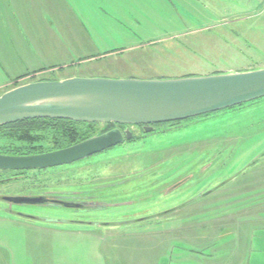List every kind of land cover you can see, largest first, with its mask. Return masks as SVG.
<instances>
[{"label": "rangeland", "instance_id": "374dc122", "mask_svg": "<svg viewBox=\"0 0 264 264\" xmlns=\"http://www.w3.org/2000/svg\"><path fill=\"white\" fill-rule=\"evenodd\" d=\"M77 1L107 14L87 33L98 36L99 30V50L125 45L107 39L111 30L142 38L135 45L146 48L122 57L147 55L142 64L153 76L134 75L169 80L264 68V0H101L95 8L91 0ZM16 13L10 5L0 9V96L43 79L87 74L81 70L89 67L93 78L121 75L106 68L120 64L107 58L50 68L71 59L56 62L54 54L38 51ZM79 25L69 16L62 27ZM48 30L32 27L40 40ZM16 130H0V152L70 145L67 134L54 128L35 135L33 144L21 142ZM158 130L0 186V194L12 197L25 190L104 186L73 207L0 200V264H264V99Z\"/></svg>", "mask_w": 264, "mask_h": 264}, {"label": "water", "instance_id": "95a60500", "mask_svg": "<svg viewBox=\"0 0 264 264\" xmlns=\"http://www.w3.org/2000/svg\"><path fill=\"white\" fill-rule=\"evenodd\" d=\"M264 99V68L180 79L74 77L29 83L0 96V127L37 119L114 124L72 147L29 156L0 154V171H42L73 165L131 140L129 127L175 124ZM32 205L39 200L27 201ZM22 203V202H21Z\"/></svg>", "mask_w": 264, "mask_h": 264}, {"label": "crops", "instance_id": "0c3cea01", "mask_svg": "<svg viewBox=\"0 0 264 264\" xmlns=\"http://www.w3.org/2000/svg\"><path fill=\"white\" fill-rule=\"evenodd\" d=\"M100 1L101 0H91V3L94 5L93 8L101 5ZM9 5L11 6V9H14L17 12V19L20 21V24L25 27L24 31L26 32V30H28V32L32 35V42L34 43V46L39 48L38 51L54 54L56 62L62 61L65 56H68V58L71 59L67 62V64H56L52 65L50 68L58 69L60 66H63L62 68L71 66L75 67L76 63L85 62V64H91L93 61L98 62L103 58H107L118 61L120 64L107 65L106 68L110 66L113 68L115 67V69L112 70H116V73L121 74H109L108 76L110 77L108 78H139L140 80L154 79V77H147L145 75H134V73L137 71L144 73L148 71L146 73H149L148 75L151 74L149 71L152 69H147L145 68L146 65L142 64L144 61L148 62L147 55L143 56L142 58L132 56L122 57V55L134 53L146 48L142 44L135 45V43L141 42V37L129 34L122 35L119 30H117L115 34V32L111 30V32H108L107 39L109 41L113 40V42L118 40L119 44L123 42L125 45H118L115 49H103L101 47V50H99L100 48L98 47V44L100 43L102 45L104 39L99 35V30L98 36L96 31L92 36L88 35L87 33L89 32V28L94 31L93 22H97V24L98 22H106L105 20H107V14H103V12L100 14L92 13V10L90 11V8L83 1L79 5L77 0H65V2L63 0H0V9L2 8L5 10ZM78 10H80L81 15L78 13ZM69 16L73 21H78L80 23L79 30L71 29L68 31L62 27L64 26L65 22H67V20L69 21ZM40 24H45L46 26L48 25L50 28V30H48L47 37L41 40L38 35L33 34L32 31V27L34 25ZM53 26L59 27L60 29H56L53 32ZM90 48H92V50H90ZM87 50H90L89 53H87ZM72 52L76 53V55H74L76 57L70 55ZM118 69H120V71H118ZM81 71H86L88 73H73L59 80H65L74 77L93 78L92 74L95 72V68H84ZM153 74L155 73L153 72ZM18 78L20 77H16V79Z\"/></svg>", "mask_w": 264, "mask_h": 264}, {"label": "flooded vegetation", "instance_id": "af4514ba", "mask_svg": "<svg viewBox=\"0 0 264 264\" xmlns=\"http://www.w3.org/2000/svg\"><path fill=\"white\" fill-rule=\"evenodd\" d=\"M47 80H52V79H43L40 81H47ZM39 82V81H36ZM34 83V82H33ZM46 120L45 122H48L49 125L51 123L52 127L55 128H62L63 125H67L68 128L66 129H79V130H87V128L92 131V132H96V133H100L102 131L104 132H108L111 130H114L116 128L122 130L123 132L127 129V127H123V126H117L114 124H89V123H78V122H73V121H68V120H57V119H44ZM52 122H50V121ZM181 122L179 123H175V124H166L167 127H174L176 125H179ZM166 125H157L154 126V133L158 130L159 127H164ZM158 127V128H157ZM132 134H133V138L131 140H126V142L124 144L128 143H132V142H136L137 140H144L146 138L145 134H148L145 130L144 127L142 126H131L129 127ZM151 132V133H153ZM163 131H159L158 133H161ZM87 135V134H86ZM86 141V140H85ZM84 141L79 142L78 144L82 143ZM122 144V145H124ZM77 145V144H76ZM74 146V145H73ZM72 147V146H70ZM69 148V147H67ZM66 148H59L50 152H55V151H59V150H63ZM50 152H46V153H50ZM45 154V153H43ZM76 164V163H75ZM60 168V167H58ZM58 168H53V169H48L46 171H50V170H54V169H58ZM80 170L83 168H79ZM45 170L42 171H22V172H5V171H0L1 175H5L2 176V179H0V186H6L7 184L17 180V179H22L23 173L26 172H43ZM6 177V178H5ZM8 177V178H7ZM102 184H93L92 186H80V191H74V192H70V193H63V192H48L45 190L42 191H34V193L29 192L27 190H25L24 193L22 194H17V197H12V196H6L3 194H0V200H2L3 202H6L8 205L13 206V205H32L27 201L30 200H39L42 202V204L39 205H49V206H63V207H73V203H78V204H82L83 202H87V199H90V197L88 195H90L89 193H94L97 191H101L102 190ZM22 202V203H21ZM72 204V205H71ZM88 207L87 205H85V207L80 206V208L84 209ZM22 216V215H21ZM25 217V216H23Z\"/></svg>", "mask_w": 264, "mask_h": 264}, {"label": "trees", "instance_id": "16d2710c", "mask_svg": "<svg viewBox=\"0 0 264 264\" xmlns=\"http://www.w3.org/2000/svg\"><path fill=\"white\" fill-rule=\"evenodd\" d=\"M45 121L46 120H44V119L21 121V122L11 124L8 126L0 127V130L1 129H16L17 128L16 131L21 134V136L19 137V140L21 142L27 143V144L35 143L37 140H39V138L35 135L43 133L48 129L54 128L56 130H61L62 132L67 134V137L70 140V145L66 146V147H62V148H67V147L76 145L81 141L88 140V139L96 136L97 134H99L96 132H92L93 130L90 131L88 128H87V130H79V129H74V128L68 130V129H66V128H68L67 125H63L62 128H55V127L48 126L49 123L45 122ZM50 122H52V121H50ZM36 150H38V149H33V151H31V153H24V154H22V153L7 154V153H2V152H0V154L1 155H9V156H25V155L29 156V155H38V154L46 153V152H38ZM47 152H50V151H47Z\"/></svg>", "mask_w": 264, "mask_h": 264}]
</instances>
